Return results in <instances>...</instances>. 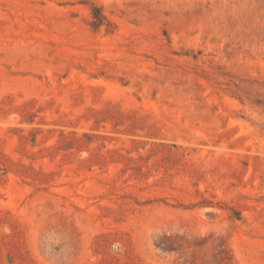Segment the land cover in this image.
<instances>
[{"label": "rangeland", "instance_id": "rangeland-1", "mask_svg": "<svg viewBox=\"0 0 264 264\" xmlns=\"http://www.w3.org/2000/svg\"><path fill=\"white\" fill-rule=\"evenodd\" d=\"M0 264H264V0H0Z\"/></svg>", "mask_w": 264, "mask_h": 264}]
</instances>
